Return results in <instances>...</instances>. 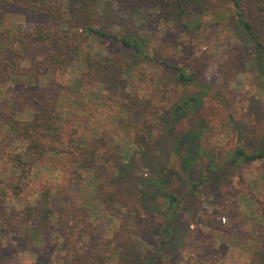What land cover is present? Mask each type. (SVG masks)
Here are the masks:
<instances>
[{
	"label": "rangeland",
	"instance_id": "rangeland-1",
	"mask_svg": "<svg viewBox=\"0 0 264 264\" xmlns=\"http://www.w3.org/2000/svg\"><path fill=\"white\" fill-rule=\"evenodd\" d=\"M241 3L244 15L255 19L249 0ZM191 13L198 26L188 33L170 23H148L146 15L140 18L142 27L131 18L113 28L136 43L139 54L118 42L70 30L79 56L53 83L23 37L46 19L0 7V38L8 39L0 59V189L14 174L9 154L25 146L12 138L8 125L14 94L27 101L36 94L56 101V112L66 120L65 136L76 130L77 138L98 156L94 170L75 184L69 182L73 163L51 154L46 163L34 166L20 195H7V211L16 216L27 204L39 205L42 190L49 189L53 226L42 240H33L25 225L7 228L0 222V264H264L259 254L264 252V232L258 224L264 218L244 197L248 192L262 198L264 159L227 164L237 148H264V87L252 65L253 47L237 24L231 0H200ZM254 22L260 26L259 19ZM68 24L65 19L64 27L70 29ZM231 51L238 53L237 72L231 94L218 99L210 89L218 80V64ZM87 57L117 62L116 89L102 79L82 77ZM161 62L184 68L207 89L179 85ZM55 83L66 88L59 90ZM197 95L198 104L170 122L173 106ZM29 112L25 108L15 118L28 120ZM188 132L197 135L194 164L185 175L176 171L163 179L164 193L175 197L173 218L164 199L145 201L140 189L147 181L156 182V173L164 178L169 168H176L174 143ZM138 133L145 136V145ZM167 215L177 221L171 258L164 256L161 244ZM61 217L67 223L59 232L54 228Z\"/></svg>",
	"mask_w": 264,
	"mask_h": 264
},
{
	"label": "trees",
	"instance_id": "trees-1",
	"mask_svg": "<svg viewBox=\"0 0 264 264\" xmlns=\"http://www.w3.org/2000/svg\"><path fill=\"white\" fill-rule=\"evenodd\" d=\"M200 0H0V7L3 9L17 8L26 11L35 17H44L46 23L36 24L23 37L31 44V54L41 58V68L46 69L54 77L65 74L74 64L79 56V48L72 45L70 30L85 32L94 37L118 42L125 49L140 53L136 43L119 37L113 28L120 26L125 21L135 18L139 20L143 15L150 18L148 23H170L176 30L188 33L198 23L191 21L192 10L197 8ZM236 8V20L238 26L243 30L246 38L253 47V68L257 77L264 87V0H249L250 9L254 17L259 19L260 26L253 18L244 15V8L241 0H231ZM65 19L69 21V28L64 27ZM7 40L0 38V59ZM160 63V62H159ZM239 63L238 53L229 52L227 57L220 62L216 68L217 83L211 87V92L218 99H225L231 94L230 83L234 80ZM166 72L175 76L179 85H199L207 89L203 82L188 73L184 68L177 67L167 62H161ZM3 63L0 62V67ZM14 64H11L13 69ZM89 82L97 78L102 79L103 85L116 89L120 83V74L117 62L108 57L86 58V72L82 74ZM5 80V75L2 79ZM59 90L65 89L64 85L55 83ZM12 112L8 120L10 134L14 140L24 143V150L9 154L8 161L14 174L9 178L3 188L0 189V222L7 228L15 224H22L33 240H42L51 232L53 226V211L47 203L50 197L49 189L44 188L41 192L39 205L27 204L18 213L13 215L7 211L5 199L8 194L15 197L20 195L27 187L31 171L36 165L48 161L49 155H60L67 162L73 163L74 168L69 171V182L79 184L84 180V172L94 170L97 165V152L89 144H84L77 138V131L72 129L65 136L63 120L56 112L57 103L47 99L44 95L36 94L31 101L25 100L17 94L13 95ZM198 104V95L183 100L179 105L171 109V121L176 123L178 118L184 116L188 108ZM25 108L29 112L28 120H19L15 116L22 114ZM146 131L151 130L148 125H143ZM149 132H147L148 134ZM196 133L188 132L176 137L174 143L176 168H169L167 175L162 178L161 173H156L158 180L147 181L141 185L140 194L145 201L155 202L162 198L167 203L169 216L176 210L175 197L164 192L165 178L174 175L176 171L187 174L194 164V146L196 145ZM138 140L145 145L146 139L143 134L138 133ZM264 159V148L246 152L243 148H237L230 154L228 166L238 162L252 163ZM14 179V180H13ZM61 189V188H60ZM62 190V189H61ZM262 198L258 199L254 194L244 192V197L257 205L256 213L264 218V185L262 187ZM186 207L183 206V209ZM167 215V225L164 228L165 241H162L164 256L171 258L175 249L174 240L177 236V221ZM174 218V216H173ZM58 228L61 232L67 220L60 218ZM259 224V229L264 232V224ZM167 246V247H166ZM99 251H101L99 249ZM263 252V251H262ZM260 252L264 259V252ZM253 252L251 260L255 262ZM101 256V252L100 255ZM152 263V260L150 264Z\"/></svg>",
	"mask_w": 264,
	"mask_h": 264
}]
</instances>
